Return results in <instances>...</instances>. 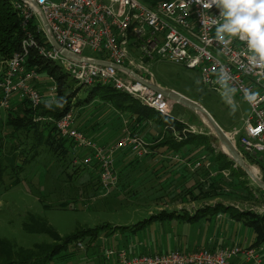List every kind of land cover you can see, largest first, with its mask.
<instances>
[{"label": "built area", "instance_id": "1", "mask_svg": "<svg viewBox=\"0 0 264 264\" xmlns=\"http://www.w3.org/2000/svg\"><path fill=\"white\" fill-rule=\"evenodd\" d=\"M13 5L23 28L36 20L45 43L29 32L23 49L0 62V107L11 109L25 99L35 108L55 92L54 84L42 88L36 68L26 67L29 47L35 46L79 84L109 85L172 116L175 101L145 82L158 84L151 68L169 61L197 69L206 86L225 88L246 102L249 115L228 136L236 147L239 144L244 159L246 154L264 151V23L247 21L252 11L249 1L242 2L240 9L235 2L228 6L225 0H13ZM50 33L75 57L54 47ZM37 119L56 124L60 135L72 141L73 155L80 154L84 164L98 170L104 190L112 189L119 180L114 163L117 151L129 150L141 159L150 153L143 139L131 131L110 147L99 143L79 127L74 108L58 120ZM186 130L196 132L192 126ZM202 159L193 167H201ZM263 252L262 246L239 242L217 249L142 254L107 246L103 257L107 264H264Z\"/></svg>", "mask_w": 264, "mask_h": 264}, {"label": "rangeland", "instance_id": "2", "mask_svg": "<svg viewBox=\"0 0 264 264\" xmlns=\"http://www.w3.org/2000/svg\"><path fill=\"white\" fill-rule=\"evenodd\" d=\"M225 1L228 3L235 2L238 7L242 2L249 1L252 4V11L246 16L247 21L252 24L264 23V4L256 8V3L262 0ZM151 69L158 85L175 90L200 103L218 123H221V127L227 134L240 129L244 117L248 116L251 111L250 106L237 97L235 92L227 91L222 87L206 86L197 69H190L182 64L169 61H161L152 66ZM42 79V88L48 89L47 87L52 85L51 81L46 75H42ZM86 93L85 90L80 91L81 96H85ZM230 93H233L234 96ZM231 99L233 100L231 101ZM16 109L17 106L11 109L0 107V134L3 142V155L9 153L12 144L15 142L14 132L6 121L8 111H16ZM74 110L77 114L79 127L89 135L91 134L79 120H88L89 118L90 121L95 122L93 127H98L99 130H104L115 121L118 123L119 133L113 134L108 140H103L99 136H91L99 143L110 147L126 132L131 131L143 139L150 153L141 159L129 150L117 151L114 163L119 180L115 187L110 190L102 188L98 170L94 166L84 164L80 154L74 156L72 149L64 161L58 160L49 152H43L25 167L20 174V182L15 185L12 182L16 176L8 168L0 182V238L11 239L23 247H31L37 242H52L53 239L47 234L26 231L24 223L30 221L31 215L47 220L61 236H66L86 228L107 224L111 226H133L138 221L144 220L151 214L163 209L180 214H190L195 209L192 206L194 201H196L195 205L198 208L206 205L205 202L209 199L183 198L184 182L186 181L180 175L181 173L170 177L171 173L167 174L166 171L161 170V166H157L155 169L152 167L156 165L149 166L147 164L153 155L155 145L166 135L163 126L156 124L152 119L139 121L133 112L120 110L110 100L97 96L91 104L76 106ZM237 110L240 111L239 114H237ZM146 111L149 114L153 113L151 109H146ZM172 116L185 122L186 126L195 128L197 133L210 136L212 139L211 151L224 152V147L203 115L175 102ZM196 147L194 145L192 148ZM237 147L240 148L239 144ZM198 149L204 150L205 147ZM174 158L180 161L183 157ZM198 158L196 160L195 158L184 157L186 163L181 164L184 166L180 167L182 172L188 171L196 174L195 178L203 182L205 188L209 186L208 183L212 177L223 176L227 184L223 185L220 191L228 201L240 209L264 214V189L240 165L237 166L241 167L247 175L237 174L235 176L236 174L230 168L219 170L215 162L210 168L206 167L205 164L199 168H194V162L201 160V157ZM130 160L139 163V165L135 166V164L132 167L133 162L131 163ZM202 160L207 161L204 158ZM245 161L258 170L257 175L264 181V171L260 166L250 162L247 158ZM157 170L158 173L155 174ZM204 171L208 173H204ZM124 174L126 175L124 176ZM179 219L174 217L164 221L162 226L149 222L135 231H132L131 228H126L124 231L118 230L117 232L121 234L119 238L113 237L114 233H109V228H103L98 240L92 245L88 244L87 238L78 240L83 243L82 247L78 245L79 242L76 243L78 247L72 246L74 243H70L67 250L73 251V256L65 260L58 259L55 264H97L99 259L103 262L102 253L104 249L117 243H126L127 238L129 241H137V243L141 242L146 245L152 242L159 250L186 249L198 243V245H205L204 242H196V238L199 237L198 230H201V223ZM243 228L245 234L243 233L244 229L240 230L239 228H235L237 232L235 234H244L242 239L248 237L251 242V236L253 238L256 232L246 225ZM123 234L129 236L123 237ZM107 236L110 237L109 240L105 239Z\"/></svg>", "mask_w": 264, "mask_h": 264}, {"label": "trees", "instance_id": "3", "mask_svg": "<svg viewBox=\"0 0 264 264\" xmlns=\"http://www.w3.org/2000/svg\"><path fill=\"white\" fill-rule=\"evenodd\" d=\"M29 32L33 34L39 43H45L42 31L37 30V22L35 19L29 24L28 28H23L21 18L13 5V0H0L1 62L10 59L14 53L23 49V41L28 38ZM25 64L28 69L36 68L41 76H48L49 81L55 85L56 90L53 95L46 96L38 107L34 108L30 101L24 99L17 103L16 111H8L6 123L14 132L13 136L15 142L12 144L9 153L3 155V142L0 134V182L4 177L5 171L10 168L16 176L12 184H18L20 182V174L24 171L25 167L31 164L43 152L53 154L58 160H66L73 146L72 141L60 135L53 121L45 119L39 120L37 118L51 117L58 120L71 108L91 104L96 96L105 100H110L120 110H129L133 112L139 121L143 119H152L156 124L163 126L166 135L164 139L155 145V150L165 148V150L169 152H181L183 157H188L195 152H199L191 157V159L195 158L196 160L198 157L202 159V153L200 154V152L206 150L213 155V161L217 164L219 170L230 168L234 174H236L235 176H237V174L247 175L241 167L236 165L235 161L228 154L225 152L216 153L211 151L212 139L210 136L186 130L187 126L185 122L181 121L179 118L162 115L156 110L144 106L127 93L116 90L109 85L96 83L93 86H85L79 84L59 63L41 55L35 46L29 47V54L26 57ZM40 83H43V79ZM82 90L87 91L85 96L80 95V91ZM146 109H151L153 113H146ZM178 136L181 137L180 140ZM194 145L197 147L192 148ZM204 147V150L198 149ZM245 156L247 160L257 164L264 171L263 160L258 158V154H246ZM152 157L155 159V154H153ZM130 162L132 163L133 160H130ZM134 165L137 166L139 163L133 162L131 166L134 167ZM154 165L156 166L152 168L157 169L158 165ZM169 165L172 166V164ZM174 165H177V163ZM205 171L204 173H208ZM157 173L158 170L155 171V174ZM169 173H171L170 177L174 174L181 173L180 175H182L184 181H186L184 182L185 191L183 194V198L186 199L198 200L218 196L221 193L220 188L227 184L226 179L219 175L217 177H212L209 180V186L205 188L203 182L195 178L196 174L188 171L182 172V169L181 172L172 173L171 170ZM125 175L126 174H124V176ZM221 211L230 212L233 217L242 220L247 226L254 229L256 237L254 241L249 244L250 246L260 247L264 244V214L240 209L234 205L226 206L222 203L214 205L206 204L203 207H199L194 215L189 213L180 214L175 211L163 209L160 212L151 214L150 217L144 220L138 221L133 226H111L107 224L86 228L66 236H61L47 220L36 215H31L30 221L24 223L26 231L29 233L47 234L53 241L37 242L31 247H23L17 245V243L11 239L0 238V264H55V262H58V259L65 260L73 256L74 252H69L67 250L70 243H74L72 246L78 247L76 244L79 242L78 240L87 238L88 244L92 245L98 240L101 229L103 228H109L108 232L115 234L118 230L124 231L126 228H131L132 231H135L147 225L149 222H162L174 217H182L187 221H193L208 214L215 215ZM104 261L103 263L107 264L106 261Z\"/></svg>", "mask_w": 264, "mask_h": 264}, {"label": "crops", "instance_id": "4", "mask_svg": "<svg viewBox=\"0 0 264 264\" xmlns=\"http://www.w3.org/2000/svg\"><path fill=\"white\" fill-rule=\"evenodd\" d=\"M226 3L229 6V4L231 2L230 3L226 2ZM241 4H240L239 7L237 6V8H241ZM263 4H264V0L256 3V8L259 7L260 5H263ZM232 96H234V95H232ZM232 100L233 99H231V101ZM238 105H239V103H238ZM237 111H236L237 114H239L240 111L239 110H237ZM90 120L91 119H89V118H88V120H85V119L79 120V122H82L84 127H86L87 130L89 131V133L91 134V135L88 134L89 136H93V137H98L99 136L103 140H106V139L108 140V139H110V137L113 134H117L120 131L118 129L119 125H118V123L116 121L113 122L111 125H109L107 128H105L104 130H99L98 127H96V128L93 127L95 122L93 120L92 121H90ZM219 124H221V123H219ZM220 126H222V125H220ZM180 153L181 152H179V153H177V152H174V153L173 152H169V151L165 150V148L156 149V150L153 151V154H155V159L151 156L150 160L147 161V164L149 166H153L154 164H157L158 167L161 166V170L166 171L167 173L171 172V170H172V173H176L177 170H179L177 172H180L181 171L180 169L182 167H184V166H182V165H184L183 163H186L185 160L183 159L184 157L185 158H191L194 155H196V153H199V152H195L194 154H192V155H190L188 157L187 156L183 157L182 153L181 154ZM200 154L202 155V157L203 156L205 157L204 159H207V161L203 160V164H205L206 167L210 168L212 166V164L214 163L213 155L210 154V152H208L206 150L200 152ZM175 155L183 157L180 160L181 162L178 161L179 159H175L174 158ZM258 158L262 159L263 160V164H264V151L258 154ZM159 163H161V164H159ZM168 163L172 164V166L169 165ZM175 163H177V165H174ZM208 163H209V165H207ZM216 166H217V164H216ZM221 195H222V191H221L220 195L212 197V198H208L209 200H207V202H205V204L214 205V204H217V203H222V204H224L226 206L233 205L232 202L228 201L225 198V195L224 196L223 195L221 196ZM194 202L196 203V201H194ZM195 203L192 205L193 207H195V209L190 213V214H193V215L196 213V211L198 209V206H196ZM176 218H178V217H176ZM179 218H178L179 220L187 221V220L183 219L182 217H179ZM163 222L164 221H162V222L157 221V222H154V223H156V225L162 226ZM191 222L201 223L200 224L201 225V230L200 231L198 230L199 237L196 238V242H198V241L199 242H204L205 245H198L199 244L198 243L197 245L192 246V247H187L186 249L177 248L179 250H188L189 251V250H196V249H200V248H204V247H207V248H210V249H217V248H220L221 246L233 245L234 243H238V242L243 244V245H249V244H251L254 241V239L256 237V235L253 238L251 236V239H252L251 242H250V239H248V237L246 239L245 238L242 239L244 234H245V229L243 227L246 224L242 220H238L235 217H233V215L230 212H228V211H221V212H219V213H217L215 215L208 214V215H206L204 217L198 218V219L193 220ZM235 228H239L240 230L244 229L243 230L244 234H241V233L235 234V233H237L235 231ZM126 235H127V237L129 236L128 234H123L122 236L125 237ZM120 236H121V234H119V232H117V233H115L113 235V237H117V238H119ZM109 238L110 237H108V236L105 237L106 240H109ZM201 238H202V240H201ZM127 239L128 240L125 241L126 243H124V242L123 243H117L114 246L125 247V248L133 250L136 253H140V254L176 250V249H171V250L170 249H166V250H161L160 249L159 250V249L156 248V245L153 244L152 242H150V243H148V245H146V244H143L141 242L137 243V241H129V238H127ZM262 246L264 247V244ZM263 254H264V252H263ZM93 260H96V259H93ZM96 263L97 264H103L101 259H99L98 262H96Z\"/></svg>", "mask_w": 264, "mask_h": 264}, {"label": "water", "instance_id": "5", "mask_svg": "<svg viewBox=\"0 0 264 264\" xmlns=\"http://www.w3.org/2000/svg\"><path fill=\"white\" fill-rule=\"evenodd\" d=\"M41 18L43 21V24L45 28L49 31V25L47 22L46 17L41 12ZM50 40L54 47L59 49L63 54L69 57H75L71 53H69L64 47H62L54 38V36L50 33ZM148 83L153 89L158 91H163L166 96L171 98L177 103H180L198 113L206 117V120H208V123L213 128L214 132L216 133V136L220 140L222 146L224 147V152L228 154L238 165H240L249 175L250 177L260 186L264 189V181L256 174L252 173L250 170V165L245 161L244 157L240 154L239 150L237 149L236 145L232 142L230 137L228 136L227 132L220 126V124L216 121V119L213 117V115L200 103L186 97L185 95L169 89L161 87L160 85L156 83Z\"/></svg>", "mask_w": 264, "mask_h": 264}, {"label": "bare ground", "instance_id": "6", "mask_svg": "<svg viewBox=\"0 0 264 264\" xmlns=\"http://www.w3.org/2000/svg\"><path fill=\"white\" fill-rule=\"evenodd\" d=\"M204 118H205V120H206V117L205 116H203ZM250 170L252 171V173H254V174H258V170L255 168V167H250Z\"/></svg>", "mask_w": 264, "mask_h": 264}]
</instances>
